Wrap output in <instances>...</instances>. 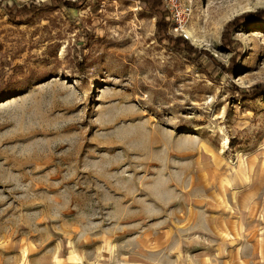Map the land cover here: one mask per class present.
Masks as SVG:
<instances>
[{"label":"rangeland","instance_id":"obj_1","mask_svg":"<svg viewBox=\"0 0 264 264\" xmlns=\"http://www.w3.org/2000/svg\"><path fill=\"white\" fill-rule=\"evenodd\" d=\"M45 1L0 0V264H264V92L230 85L264 86V18L223 42L264 0H172L210 74L139 0L6 12Z\"/></svg>","mask_w":264,"mask_h":264},{"label":"trees","instance_id":"obj_2","mask_svg":"<svg viewBox=\"0 0 264 264\" xmlns=\"http://www.w3.org/2000/svg\"><path fill=\"white\" fill-rule=\"evenodd\" d=\"M60 3L55 4L56 0H48L41 4V7H27L22 6L18 7L7 6L6 12L10 16V18L14 21H22L24 16H30L35 14L39 9L44 7H52V6H77L79 2L84 0H59ZM143 5L147 7L148 10L152 11L158 18L157 20V28L156 34L157 38L161 44L167 46L169 49L177 52L179 55L185 56V59L193 64L197 71L203 74H210L212 72V64L206 63L204 57L209 56L212 61V55L208 52L200 51L196 47H194L189 40L181 35L178 37H173L168 34V29L171 23L172 13L170 9L167 7L165 0H139ZM264 18V10H260L258 12H244L238 16H236L232 21H230L224 31L223 34V42L228 47L233 43L231 40V32L234 28L247 24L250 22H255L257 20ZM238 55H235L232 59L231 67L228 68L229 72H232L235 64V60ZM214 62V61H213ZM214 81L218 82L217 78ZM232 87V91L234 93L238 92H248L249 95L257 94L258 92H264L263 85H254L250 89H241L235 84H230ZM247 94V93H246Z\"/></svg>","mask_w":264,"mask_h":264},{"label":"bare ground","instance_id":"obj_3","mask_svg":"<svg viewBox=\"0 0 264 264\" xmlns=\"http://www.w3.org/2000/svg\"><path fill=\"white\" fill-rule=\"evenodd\" d=\"M219 1L221 2V0H219ZM245 11H247V7H241L240 9L236 8V11L235 12H238L237 14H239V13L245 12ZM188 36L190 38H192V39H198L197 36H196V32H194L193 30H190L188 32ZM200 128H201V126L200 125H197L194 128H192V129L186 130L185 132L186 133H193V132H196L197 130H199Z\"/></svg>","mask_w":264,"mask_h":264},{"label":"built area","instance_id":"obj_4","mask_svg":"<svg viewBox=\"0 0 264 264\" xmlns=\"http://www.w3.org/2000/svg\"><path fill=\"white\" fill-rule=\"evenodd\" d=\"M165 3H166V5H167V7L170 9V11H171V13H172V16H173V12H172V5H171V3L174 5V3H173V1L172 0H168V3H167V0H165ZM169 3H170V5H169Z\"/></svg>","mask_w":264,"mask_h":264}]
</instances>
